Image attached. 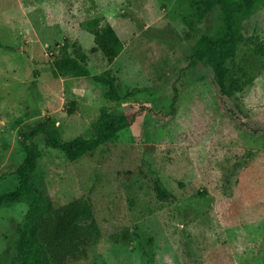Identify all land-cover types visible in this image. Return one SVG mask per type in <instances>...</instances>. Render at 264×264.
<instances>
[{
    "label": "rangeland",
    "instance_id": "1",
    "mask_svg": "<svg viewBox=\"0 0 264 264\" xmlns=\"http://www.w3.org/2000/svg\"><path fill=\"white\" fill-rule=\"evenodd\" d=\"M95 17L124 44L110 65L91 50L84 22ZM220 26L217 10L188 0H0V194L18 187L21 133L38 120L69 141L94 137L103 107L128 117L132 103L175 109L138 115L73 161L36 137L33 184L58 205L88 199L101 232L86 257L64 264H264V137L242 122L264 127V58L252 49L264 44V0L241 17L237 62L253 67V81L227 102L211 68L189 64L198 37ZM65 38L82 47L92 75L111 71L120 101L55 73ZM30 202L0 207V264H19Z\"/></svg>",
    "mask_w": 264,
    "mask_h": 264
},
{
    "label": "trees",
    "instance_id": "2",
    "mask_svg": "<svg viewBox=\"0 0 264 264\" xmlns=\"http://www.w3.org/2000/svg\"><path fill=\"white\" fill-rule=\"evenodd\" d=\"M260 0H188L189 5L203 12L217 10L221 26L214 34H201L192 50L190 66L201 63L211 68L213 83L218 96L224 101H231L236 93H241L253 81V67L237 62V52L241 45V17L251 12ZM84 26L94 36L92 51H100L108 65L123 50V42L114 28L104 17H95L84 22ZM72 47V51L69 49ZM63 56L53 61L55 73L71 74L79 79L80 88L93 86L110 101H120L116 79L106 69L98 75L88 70L87 55L77 43L64 39L59 46ZM255 54L264 58V44H257ZM76 101H73V105ZM131 106V117L110 114L103 107L95 124V136L91 138L76 137L65 141L59 131L53 127L50 119L38 120L21 133L24 159L16 167L19 177L18 187L13 191L0 194V207L20 201L30 196L31 202L24 222L19 228V264H64L68 259L79 260L87 255L90 244L100 239V229L94 216L91 202L76 198L62 205L56 204L50 194L32 182L37 168L38 148L36 137L42 135L46 146L62 150L69 160H76L95 150L115 136L120 129L130 127L138 115L149 113L156 115H174L172 108L168 113L148 105ZM230 112L234 113L232 109ZM73 112V108L70 110ZM244 127L252 135L264 137V127H249L242 119ZM160 196L166 198L168 193L156 185Z\"/></svg>",
    "mask_w": 264,
    "mask_h": 264
}]
</instances>
